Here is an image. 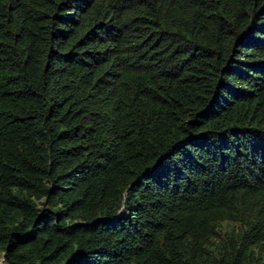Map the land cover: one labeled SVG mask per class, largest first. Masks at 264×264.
<instances>
[{"label": "trees", "instance_id": "obj_1", "mask_svg": "<svg viewBox=\"0 0 264 264\" xmlns=\"http://www.w3.org/2000/svg\"><path fill=\"white\" fill-rule=\"evenodd\" d=\"M1 264H264V0H0Z\"/></svg>", "mask_w": 264, "mask_h": 264}, {"label": "rangeland", "instance_id": "obj_2", "mask_svg": "<svg viewBox=\"0 0 264 264\" xmlns=\"http://www.w3.org/2000/svg\"><path fill=\"white\" fill-rule=\"evenodd\" d=\"M2 263V260H1V258H0V264Z\"/></svg>", "mask_w": 264, "mask_h": 264}]
</instances>
